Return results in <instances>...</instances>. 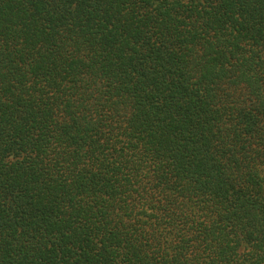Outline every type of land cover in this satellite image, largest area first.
Wrapping results in <instances>:
<instances>
[{
    "label": "trees",
    "instance_id": "trees-1",
    "mask_svg": "<svg viewBox=\"0 0 264 264\" xmlns=\"http://www.w3.org/2000/svg\"><path fill=\"white\" fill-rule=\"evenodd\" d=\"M0 264H264V0H0Z\"/></svg>",
    "mask_w": 264,
    "mask_h": 264
}]
</instances>
